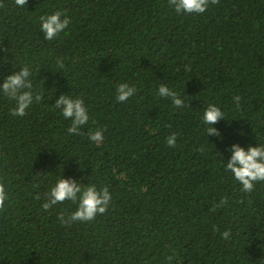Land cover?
<instances>
[{"label":"trees","instance_id":"obj_1","mask_svg":"<svg viewBox=\"0 0 264 264\" xmlns=\"http://www.w3.org/2000/svg\"><path fill=\"white\" fill-rule=\"evenodd\" d=\"M0 2V84L27 66L43 96L14 117L0 94V264H264V181L245 193L225 169L233 144L264 145V0H220L203 14L168 0ZM56 11L70 23L46 40L40 17ZM120 83L136 88L125 102ZM161 84L184 107L160 97ZM62 94L88 109L79 135L54 106ZM210 104L224 112L220 136L207 135ZM63 176L107 186L106 213L61 225L77 204L43 210Z\"/></svg>","mask_w":264,"mask_h":264},{"label":"clouds","instance_id":"obj_2","mask_svg":"<svg viewBox=\"0 0 264 264\" xmlns=\"http://www.w3.org/2000/svg\"><path fill=\"white\" fill-rule=\"evenodd\" d=\"M17 6L23 7L28 4V0H14ZM220 0H168V4L173 7L177 14H203L209 5H217ZM6 7L0 2V8ZM41 31L44 33L46 40L56 39L69 25L70 19L62 12L56 11L52 14L41 16ZM7 51V49H5ZM32 73L29 67L23 66L20 70L8 75L2 84H0V94H3L9 100L14 101V107L10 109V114L14 117H23L26 110L33 102H40L43 99L42 94L32 92ZM118 102L129 100L135 93L136 88L127 83H120L116 89ZM158 95L164 98H170L172 104L177 108L184 107V100L170 89L166 84H161L158 88ZM54 106L59 109L66 120L71 121L67 131L69 134H81L83 126L89 122L88 109L85 107L83 99L72 98L69 95L62 94L56 99ZM224 118V112L215 104H210L203 115V122L210 125L206 129L207 135L220 136V131L215 125ZM89 139L99 145L103 141V132L95 130L89 134ZM177 136L175 133L169 135L166 144L170 148L176 146ZM229 151L232 153L231 158L227 160L225 169L233 174L234 179L240 183L241 191L251 192L255 183L264 181V145H249L246 149L239 143L233 144ZM79 183L76 179L63 178L59 179L56 184L47 192L46 202L42 204L45 211L52 209L58 204L71 201L77 204L75 211L65 214L61 211L58 213V220L61 225H71L74 222H89L95 220L100 214L106 213L109 203L112 199L111 193L107 186L98 189L94 184ZM40 199L39 196L36 197ZM9 200L5 184L0 180V212L7 210ZM228 203V197L224 196L220 201L212 206L213 211L222 208ZM214 231L219 232L218 228ZM222 239H228L229 231H224ZM169 264L174 259L173 256L168 258Z\"/></svg>","mask_w":264,"mask_h":264}]
</instances>
